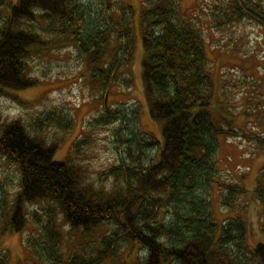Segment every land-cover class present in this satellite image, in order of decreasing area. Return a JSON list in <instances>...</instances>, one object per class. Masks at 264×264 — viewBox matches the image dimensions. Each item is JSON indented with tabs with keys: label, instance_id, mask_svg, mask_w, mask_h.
Segmentation results:
<instances>
[{
	"label": "trees",
	"instance_id": "1",
	"mask_svg": "<svg viewBox=\"0 0 264 264\" xmlns=\"http://www.w3.org/2000/svg\"><path fill=\"white\" fill-rule=\"evenodd\" d=\"M83 1L17 0L9 4V13L0 23L1 92L25 100L14 91L38 83L31 76L30 59L38 50L64 46L74 38L86 63L82 75H87L93 91L102 92L105 102L113 79L118 80L122 66L132 62L133 38L127 36L122 42L123 32L130 35L132 28L117 17L110 19L91 10L93 5H83ZM230 2L217 9L216 28L245 17L264 22L260 3ZM141 9V78L150 115L158 122L162 138L150 137L140 126L141 132L127 137L120 124V140L131 160L125 158L124 167L113 169L114 181L107 186L91 179L88 167L74 159L56 160L57 143L32 134L23 120L0 122V154L21 171L20 189L5 229L23 232L28 226L25 207L44 202L47 207L35 210L38 217L48 214L42 242L54 251L50 257L61 264H264V243L248 246L242 215L238 212L219 220L209 197L213 186L219 185L218 134L242 135L263 147L264 135L214 122L210 110L214 82L204 31L180 12L178 0H151ZM88 19L92 29L84 30ZM31 22L45 25L44 31L53 40ZM125 81L132 82L128 72ZM126 103L105 104V111L92 125L128 120V126ZM138 104L132 113L139 121ZM148 149L155 154L149 156ZM239 186H223L226 208H232L247 192ZM255 193L264 204V168ZM169 207L174 214L166 223L158 214L160 208ZM62 222L83 237L105 224H111L113 231L90 245L91 240H84L67 252L61 250L65 239ZM119 238L132 243L131 249L139 245L135 263L121 257Z\"/></svg>",
	"mask_w": 264,
	"mask_h": 264
},
{
	"label": "rangeland",
	"instance_id": "2",
	"mask_svg": "<svg viewBox=\"0 0 264 264\" xmlns=\"http://www.w3.org/2000/svg\"><path fill=\"white\" fill-rule=\"evenodd\" d=\"M16 1L0 0V23L9 13V4ZM150 1L84 0L81 3H91V10L95 8V12L103 13L110 19L117 17L132 28V34L128 35L124 31L122 36V42L126 41L127 36L133 38L132 62L128 67L122 66L118 80L113 79L108 88L110 93L106 96L107 101L105 97L104 102L102 92L92 90L86 82L87 75H82L86 63L73 38V42L64 46L38 50L30 59L31 76L38 83L31 88L14 91L25 100L0 91V122L17 118L23 120L32 134L57 143L54 155L56 160L74 159L88 167V173L96 183L111 186L115 178L113 169L116 166L124 167L125 158L131 160L120 140V124L125 126L122 134L127 137L147 131L150 134L144 133L150 137L154 135L158 139L162 138L158 122L150 115L141 78L144 47L140 15L141 8ZM230 1L232 0H178V5L180 12L194 19L204 31L214 82L213 104L210 108L214 122L216 125L234 124L264 135V22L245 17L234 24L228 23L225 28H216L217 9L226 7ZM246 1L250 4L260 3L264 7V0ZM91 17L94 19V16ZM89 20L84 30L92 29ZM31 26L44 37L53 40L52 35L44 31L45 25L31 22ZM116 43H119L117 38ZM127 72L132 76L130 83L125 81ZM129 99L131 100L128 101ZM112 102L113 107L121 106L118 102H127L124 106L130 124L126 125L128 120H116L92 125L91 121L102 115L105 106ZM138 102L141 108L139 121L132 113L139 105ZM218 138L219 185L213 186L209 196L211 207L216 208L215 214L219 220L236 216L239 212L246 222L245 242L248 246L264 243V204L257 199L255 193L264 168V147L242 135L234 137L218 134ZM148 152L149 156L155 154L154 149H148ZM20 181L21 171L18 165L0 154V264H61L50 257L54 251L42 242L43 226L48 214L36 216L35 210L42 211L47 203L29 204L25 207L28 226L23 232L5 229L13 213ZM223 183H237L239 187L243 185L247 188V192L240 195L232 208H226L222 202ZM173 214L172 207L160 208L158 216L167 223ZM39 218L41 221H38ZM61 226L65 236L61 250L67 252L79 247V243L84 240H91L90 245L98 236L100 240L104 234L113 231L111 224H105L92 235L85 234L83 237L82 232L74 231L69 224L62 222ZM116 242L121 245V257L135 263L139 245L134 244L131 249L132 243L123 238ZM146 254L145 251L142 252L143 256Z\"/></svg>",
	"mask_w": 264,
	"mask_h": 264
},
{
	"label": "water",
	"instance_id": "3",
	"mask_svg": "<svg viewBox=\"0 0 264 264\" xmlns=\"http://www.w3.org/2000/svg\"><path fill=\"white\" fill-rule=\"evenodd\" d=\"M106 101H107V97H106Z\"/></svg>",
	"mask_w": 264,
	"mask_h": 264
}]
</instances>
